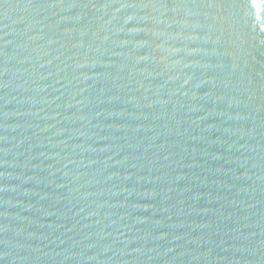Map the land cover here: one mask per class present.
I'll return each mask as SVG.
<instances>
[{"label":"water","instance_id":"1","mask_svg":"<svg viewBox=\"0 0 264 264\" xmlns=\"http://www.w3.org/2000/svg\"><path fill=\"white\" fill-rule=\"evenodd\" d=\"M0 264H264V0H0Z\"/></svg>","mask_w":264,"mask_h":264}]
</instances>
